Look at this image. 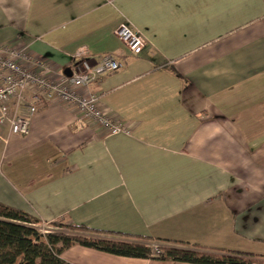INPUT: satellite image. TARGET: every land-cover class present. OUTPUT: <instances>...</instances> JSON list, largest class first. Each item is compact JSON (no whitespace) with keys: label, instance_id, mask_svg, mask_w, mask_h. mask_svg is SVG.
Segmentation results:
<instances>
[{"label":"crops","instance_id":"0c3cea01","mask_svg":"<svg viewBox=\"0 0 264 264\" xmlns=\"http://www.w3.org/2000/svg\"><path fill=\"white\" fill-rule=\"evenodd\" d=\"M121 22L149 41L139 55L114 36ZM13 41L62 70L79 48L114 56L122 67L93 88L130 130L101 137L59 106L26 136L5 126L0 204L105 237L264 257V0H0V44ZM60 258L186 264L78 245Z\"/></svg>","mask_w":264,"mask_h":264},{"label":"built area","instance_id":"2783aa9c","mask_svg":"<svg viewBox=\"0 0 264 264\" xmlns=\"http://www.w3.org/2000/svg\"><path fill=\"white\" fill-rule=\"evenodd\" d=\"M114 36L132 55H139L149 41L126 22L114 30ZM122 67L114 56L105 54L96 61L79 48L72 56L69 76L57 64L35 54L26 44L13 41L0 44V143L5 126L13 135L29 134L32 117L49 107L69 110L78 127H91L103 137L128 133L130 126L114 119L102 107V94L94 86L107 74ZM13 106L19 113H12ZM40 235L55 232L50 224L36 227ZM152 254H159V245L147 242Z\"/></svg>","mask_w":264,"mask_h":264},{"label":"trees","instance_id":"16d2710c","mask_svg":"<svg viewBox=\"0 0 264 264\" xmlns=\"http://www.w3.org/2000/svg\"><path fill=\"white\" fill-rule=\"evenodd\" d=\"M41 221L30 214L0 204V264H70L60 258L61 253L72 245L92 249L109 255L186 264H256L264 257L234 251H208L196 246H161L154 255L147 246L146 238L124 236L87 229L79 225L53 222L52 227L64 228L71 234L49 232L40 235L37 226ZM129 240H121L120 238ZM161 242V241H160Z\"/></svg>","mask_w":264,"mask_h":264},{"label":"rangeland","instance_id":"374dc122","mask_svg":"<svg viewBox=\"0 0 264 264\" xmlns=\"http://www.w3.org/2000/svg\"><path fill=\"white\" fill-rule=\"evenodd\" d=\"M52 228H54L55 229V232H63V233H68V234H71V232L70 231H67L66 229H64V228H61V229H59V228H56V227H52ZM157 244V243H156Z\"/></svg>","mask_w":264,"mask_h":264},{"label":"water","instance_id":"95a60500","mask_svg":"<svg viewBox=\"0 0 264 264\" xmlns=\"http://www.w3.org/2000/svg\"><path fill=\"white\" fill-rule=\"evenodd\" d=\"M64 74L69 76V70L68 69L64 70Z\"/></svg>","mask_w":264,"mask_h":264}]
</instances>
